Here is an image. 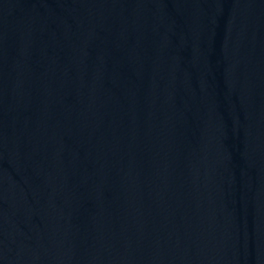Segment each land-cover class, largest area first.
Segmentation results:
<instances>
[{"label":"water","instance_id":"95a60500","mask_svg":"<svg viewBox=\"0 0 264 264\" xmlns=\"http://www.w3.org/2000/svg\"><path fill=\"white\" fill-rule=\"evenodd\" d=\"M0 264H264V83L208 0H0Z\"/></svg>","mask_w":264,"mask_h":264}]
</instances>
